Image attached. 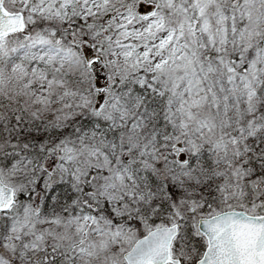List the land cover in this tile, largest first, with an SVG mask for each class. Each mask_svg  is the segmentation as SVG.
<instances>
[{"label":"snow or ice","instance_id":"obj_1","mask_svg":"<svg viewBox=\"0 0 264 264\" xmlns=\"http://www.w3.org/2000/svg\"><path fill=\"white\" fill-rule=\"evenodd\" d=\"M0 264H264V0H0Z\"/></svg>","mask_w":264,"mask_h":264}]
</instances>
